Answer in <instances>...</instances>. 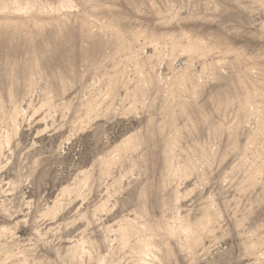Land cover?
Returning a JSON list of instances; mask_svg holds the SVG:
<instances>
[{
	"label": "rangeland",
	"instance_id": "374dc122",
	"mask_svg": "<svg viewBox=\"0 0 264 264\" xmlns=\"http://www.w3.org/2000/svg\"><path fill=\"white\" fill-rule=\"evenodd\" d=\"M0 264H264V0H0Z\"/></svg>",
	"mask_w": 264,
	"mask_h": 264
}]
</instances>
